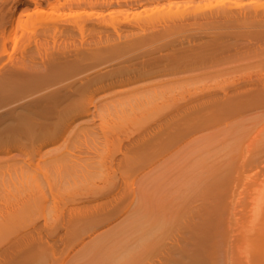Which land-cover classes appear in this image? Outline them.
Segmentation results:
<instances>
[{
	"label": "bare ground",
	"instance_id": "6f19581e",
	"mask_svg": "<svg viewBox=\"0 0 264 264\" xmlns=\"http://www.w3.org/2000/svg\"><path fill=\"white\" fill-rule=\"evenodd\" d=\"M234 14L219 13L226 19ZM241 16L236 23L244 29L264 22L257 11ZM222 46L245 59L264 46V30H243ZM9 83L2 80L0 90ZM221 93L216 111L180 133L143 127L128 147L118 137L99 138L95 127L78 126L76 138L43 167L36 162L40 153L59 142L75 118L87 117L83 124L92 125L91 102L71 110L63 106L66 100L46 99L21 106L30 115H0V129L9 119L16 122L0 131V152L9 154L21 142L23 153L0 162V264H206L208 257L213 264H264V75L231 80ZM164 95L154 88L119 105H153L152 118L171 115L173 100L156 105ZM215 127L220 129L185 144L199 128ZM250 171L263 174L251 184L244 213L229 211L224 218L220 205L228 186ZM236 198L234 192L232 205ZM86 201L94 203L70 208ZM211 232L214 247H225L221 257L209 254Z\"/></svg>",
	"mask_w": 264,
	"mask_h": 264
},
{
	"label": "rangeland",
	"instance_id": "374dc122",
	"mask_svg": "<svg viewBox=\"0 0 264 264\" xmlns=\"http://www.w3.org/2000/svg\"><path fill=\"white\" fill-rule=\"evenodd\" d=\"M22 1L25 5L13 9L0 0V82L11 84L0 90V115H30L21 106L60 98L71 110L90 101L96 117L88 126L83 124L87 117L75 118L59 142L42 150L36 161L40 167L76 138L78 126L97 128L99 138L118 137L124 147L138 138L143 127L180 133L188 122L217 110L216 102L229 81L264 75V46L250 50L242 60L222 46L243 30H264V22L247 29L236 23L243 20L242 14H263L264 0H41L38 5ZM233 2L237 7L227 8ZM226 10L235 13L232 19L219 15ZM154 88L165 93L156 105L170 98L177 106L171 115L152 118L153 105H119L126 96ZM8 123L10 128L16 125L14 119ZM219 129L199 128L185 144ZM21 144H13L9 154L0 152V162L19 159ZM262 174L250 171L236 176L221 200L224 218L229 211L244 213L251 184ZM234 192L237 198L232 205ZM206 245L210 255L221 257L225 251L223 244L214 247L212 232ZM206 264H213L211 257Z\"/></svg>",
	"mask_w": 264,
	"mask_h": 264
}]
</instances>
